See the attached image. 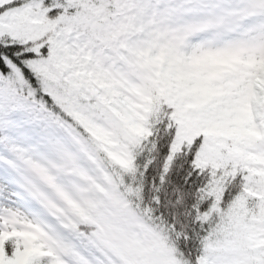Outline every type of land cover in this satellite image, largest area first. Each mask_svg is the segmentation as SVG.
Listing matches in <instances>:
<instances>
[{"label": "snow or ice", "instance_id": "6c2138e0", "mask_svg": "<svg viewBox=\"0 0 264 264\" xmlns=\"http://www.w3.org/2000/svg\"><path fill=\"white\" fill-rule=\"evenodd\" d=\"M0 264H264V0H0Z\"/></svg>", "mask_w": 264, "mask_h": 264}]
</instances>
